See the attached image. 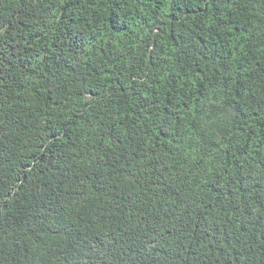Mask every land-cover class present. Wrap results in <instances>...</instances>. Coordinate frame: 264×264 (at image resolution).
I'll return each mask as SVG.
<instances>
[{
  "label": "trees",
  "instance_id": "obj_1",
  "mask_svg": "<svg viewBox=\"0 0 264 264\" xmlns=\"http://www.w3.org/2000/svg\"><path fill=\"white\" fill-rule=\"evenodd\" d=\"M0 264H264V0H0Z\"/></svg>",
  "mask_w": 264,
  "mask_h": 264
}]
</instances>
